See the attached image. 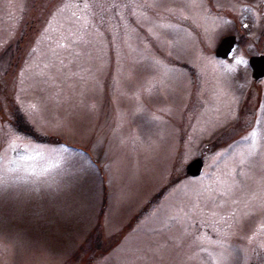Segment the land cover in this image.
<instances>
[{
    "label": "rangeland",
    "instance_id": "1",
    "mask_svg": "<svg viewBox=\"0 0 264 264\" xmlns=\"http://www.w3.org/2000/svg\"><path fill=\"white\" fill-rule=\"evenodd\" d=\"M245 1L0 0V264H264Z\"/></svg>",
    "mask_w": 264,
    "mask_h": 264
},
{
    "label": "water",
    "instance_id": "2",
    "mask_svg": "<svg viewBox=\"0 0 264 264\" xmlns=\"http://www.w3.org/2000/svg\"><path fill=\"white\" fill-rule=\"evenodd\" d=\"M234 43L235 38L233 36L223 38L215 51V55L219 58H226L232 50ZM248 64L251 69V76L254 80L264 78V55L251 57ZM202 169V159L196 158L186 166V174L190 177H196L200 175Z\"/></svg>",
    "mask_w": 264,
    "mask_h": 264
},
{
    "label": "flooded vegetation",
    "instance_id": "3",
    "mask_svg": "<svg viewBox=\"0 0 264 264\" xmlns=\"http://www.w3.org/2000/svg\"><path fill=\"white\" fill-rule=\"evenodd\" d=\"M257 2H253V1H251V0H246L245 1V4H246V6L248 7V9H247V11H251V7H253V9H255V8H257V6L255 5V6H253V4H256ZM260 7V6H259ZM262 8V7H261ZM264 12V11H263ZM247 17V16H246ZM226 17H224V19H225ZM223 19V20H224ZM226 21V20H225ZM228 23V22H227ZM238 23H236L235 21H234V23H233V26H234V28L236 29V28H238ZM229 36H233L234 38H235V43H234V46H233V48H232V50L230 51V53H229V55L226 57V58H219V57H217L216 55H215V51H216V49H217V47H218V45H219V43L221 42V40L223 39V38H226V37H229ZM237 42H238V38L235 36V35H233V34H225L224 36H222L221 38H220V40H219V42L217 43V46L215 47V51H214V55L218 58V59H221V60H223V61H227V60H229V57H230V55H231V53L233 52V50L235 49V47L237 46ZM259 55V54H258ZM252 56H255V55H252ZM251 57V56H250ZM249 65V64H248Z\"/></svg>",
    "mask_w": 264,
    "mask_h": 264
},
{
    "label": "trees",
    "instance_id": "4",
    "mask_svg": "<svg viewBox=\"0 0 264 264\" xmlns=\"http://www.w3.org/2000/svg\"><path fill=\"white\" fill-rule=\"evenodd\" d=\"M19 121H21V120L19 119L18 120V123H19ZM18 127H19V130H21L24 134L26 133L27 135H31L33 138L38 139V138H36L37 135L36 134H33L32 131H30L29 128H27V126H24L23 122H21V124H18ZM47 139H44L43 138V139H40L39 141L40 142L48 141L49 139L48 140ZM82 248L83 247H81V249Z\"/></svg>",
    "mask_w": 264,
    "mask_h": 264
}]
</instances>
